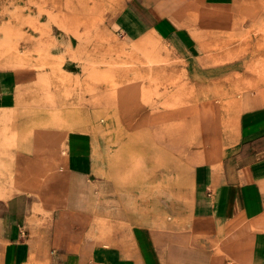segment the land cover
I'll list each match as a JSON object with an SVG mask.
<instances>
[{
	"label": "crops",
	"instance_id": "crops-1",
	"mask_svg": "<svg viewBox=\"0 0 264 264\" xmlns=\"http://www.w3.org/2000/svg\"><path fill=\"white\" fill-rule=\"evenodd\" d=\"M255 1L124 0L116 12L176 54L196 95L238 96L236 117H213L216 137L199 117L127 124L104 90L93 105L66 51L54 66L58 37L25 43L49 48L34 66L0 67V128L14 143L3 158L41 181L20 168L0 189V264H264V86L241 92L247 59L229 51L246 45ZM44 76L59 99L82 97L46 104Z\"/></svg>",
	"mask_w": 264,
	"mask_h": 264
},
{
	"label": "rangeland",
	"instance_id": "rangeland-1",
	"mask_svg": "<svg viewBox=\"0 0 264 264\" xmlns=\"http://www.w3.org/2000/svg\"><path fill=\"white\" fill-rule=\"evenodd\" d=\"M255 2L251 30L237 41L244 38L246 45L229 48L231 54L247 59L246 73L236 80L241 92L264 86V0ZM123 4L124 0H0V67L34 66L28 62V56L47 54L49 48L40 44L29 50L25 43L37 35L43 36L45 41L51 36L58 37L59 50L53 51L59 56L54 66L62 68L66 51L69 60L79 65L73 63V69L83 71V86L80 82L77 87L79 90L83 87L85 98L91 99L93 105H100V92L104 90L109 107L121 109L127 124L156 118L164 130L181 117H199L203 118L205 128L208 127L209 137L218 136L219 127L213 117L216 119L218 115L217 119H222V112L236 117L238 111L228 106L232 104L231 99L238 96L219 94L218 88L205 89L204 94L196 95L175 53L170 55L164 43L141 31V23L133 18L129 20V33L124 22L126 16L116 14ZM49 65L45 61L40 64L45 68ZM70 67L68 64L67 68ZM42 82L46 104L54 105L59 100L68 102L72 97L79 101L82 97L76 95L72 87L59 99L46 76ZM8 129L0 128V189L4 184L15 183L14 171L20 168L27 173L23 175V182L37 183L39 175L31 174L30 168L25 167L27 164L19 163L14 168V157L3 158L6 152L9 156L10 147H14L10 142L13 132H9V137ZM3 194L5 191L0 190V196Z\"/></svg>",
	"mask_w": 264,
	"mask_h": 264
}]
</instances>
